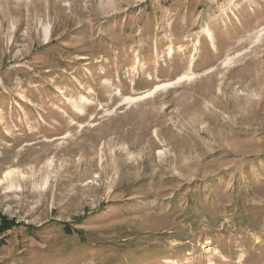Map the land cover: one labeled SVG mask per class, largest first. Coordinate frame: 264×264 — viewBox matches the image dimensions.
I'll use <instances>...</instances> for the list:
<instances>
[{"label": "rangeland", "instance_id": "374dc122", "mask_svg": "<svg viewBox=\"0 0 264 264\" xmlns=\"http://www.w3.org/2000/svg\"><path fill=\"white\" fill-rule=\"evenodd\" d=\"M0 264H264V0H0Z\"/></svg>", "mask_w": 264, "mask_h": 264}, {"label": "trees", "instance_id": "16d2710c", "mask_svg": "<svg viewBox=\"0 0 264 264\" xmlns=\"http://www.w3.org/2000/svg\"><path fill=\"white\" fill-rule=\"evenodd\" d=\"M15 224H16L15 222H13V221L10 222V220L9 221H4L2 223V228L0 229V231L4 230L5 228H9L11 226H15Z\"/></svg>", "mask_w": 264, "mask_h": 264}]
</instances>
